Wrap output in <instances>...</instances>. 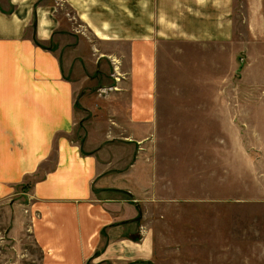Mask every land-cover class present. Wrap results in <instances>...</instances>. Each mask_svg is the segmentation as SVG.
<instances>
[{"label":"crops","instance_id":"crops-1","mask_svg":"<svg viewBox=\"0 0 264 264\" xmlns=\"http://www.w3.org/2000/svg\"><path fill=\"white\" fill-rule=\"evenodd\" d=\"M246 34L263 42L264 0H0V192L28 191L44 264H158L141 207L161 49Z\"/></svg>","mask_w":264,"mask_h":264},{"label":"rangeland","instance_id":"rangeland-1","mask_svg":"<svg viewBox=\"0 0 264 264\" xmlns=\"http://www.w3.org/2000/svg\"><path fill=\"white\" fill-rule=\"evenodd\" d=\"M262 51L264 40L250 34L226 47L161 49L158 122L148 151L153 186L141 207L158 264H264ZM86 55L95 66L98 52ZM105 61L118 88L119 63ZM27 193L0 192V264H44L30 236Z\"/></svg>","mask_w":264,"mask_h":264}]
</instances>
